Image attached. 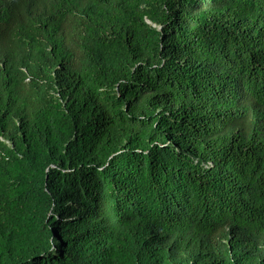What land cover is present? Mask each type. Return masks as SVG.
<instances>
[{"label": "trees", "instance_id": "obj_1", "mask_svg": "<svg viewBox=\"0 0 264 264\" xmlns=\"http://www.w3.org/2000/svg\"><path fill=\"white\" fill-rule=\"evenodd\" d=\"M0 264H264V0H0Z\"/></svg>", "mask_w": 264, "mask_h": 264}]
</instances>
